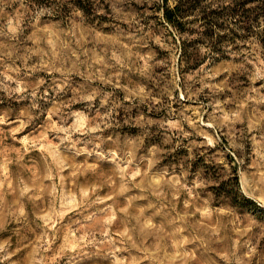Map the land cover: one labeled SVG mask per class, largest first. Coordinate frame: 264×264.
I'll return each instance as SVG.
<instances>
[{
  "label": "rangeland",
  "instance_id": "374dc122",
  "mask_svg": "<svg viewBox=\"0 0 264 264\" xmlns=\"http://www.w3.org/2000/svg\"><path fill=\"white\" fill-rule=\"evenodd\" d=\"M188 1L0 0V264H264L262 48Z\"/></svg>",
  "mask_w": 264,
  "mask_h": 264
},
{
  "label": "trees",
  "instance_id": "16d2710c",
  "mask_svg": "<svg viewBox=\"0 0 264 264\" xmlns=\"http://www.w3.org/2000/svg\"><path fill=\"white\" fill-rule=\"evenodd\" d=\"M194 7H196L195 4L188 0H174L172 6L168 5L167 0H162L159 9L161 10L163 22L168 24L173 30L182 32V19ZM225 9V14L232 18L234 26L241 31L239 34L229 29V36H227V39L235 40L239 38L244 40L253 36L258 44H260L262 48L261 53L264 57V0H230ZM218 15V12L212 11L203 16L206 24L205 34L207 37L213 39L212 47L216 50L218 49L216 48L218 47L216 44L224 38V36L221 37L218 35L214 37L216 34L215 30L221 27V24L214 20ZM211 190L213 197L219 203H227L240 212L256 207L252 199L239 193L238 178L234 168H231V174H229L226 179H217L215 184L211 186Z\"/></svg>",
  "mask_w": 264,
  "mask_h": 264
}]
</instances>
